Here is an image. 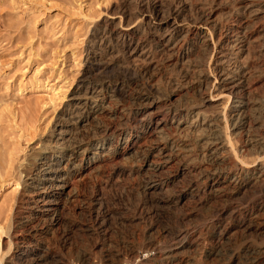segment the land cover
Returning a JSON list of instances; mask_svg holds the SVG:
<instances>
[{"label": "rangeland", "instance_id": "1", "mask_svg": "<svg viewBox=\"0 0 264 264\" xmlns=\"http://www.w3.org/2000/svg\"><path fill=\"white\" fill-rule=\"evenodd\" d=\"M188 1L193 8L199 4V0ZM120 5L121 0H0V264L36 261V240L30 241V247L24 246L22 254L13 249L8 253L15 222L21 213L31 212L27 210L33 206L31 197L59 191L54 180H46L50 174L65 175L72 168L83 169L56 198L58 225L51 224L52 214H48L30 220L25 228L26 231L48 228L41 237L46 239L51 252H55V257H47L48 264H54L55 258L79 264L82 253L101 241L107 252L101 254L96 249L90 256V264H118L119 261L129 264L127 254L131 247L138 249V256L131 264H154L142 261L151 252H143L141 248L151 242L163 246L183 227L205 225L209 231L213 228L218 233L229 223L230 244L264 240V213L255 221L253 215L254 206L264 199V186L251 184L242 189L232 183L220 194L214 195L205 186L199 193L190 192L189 174L179 172L178 165L173 163L160 174L149 176L145 164L160 161L157 151L164 148V141L153 136L146 144L125 148L130 138L127 131L134 133L132 117L127 114L132 101L107 102V97L102 108L96 111L88 102V106L82 105L77 110L82 111V122L69 118L75 98L81 99L83 94L82 99L93 97L86 92L87 83L92 81L86 59L91 55L94 29ZM261 20L256 21L254 30L263 27L264 20L260 24ZM163 54L157 52L155 66L139 79L137 86L127 89L131 98L147 95L151 98L154 94L167 99L173 95L169 103L182 107L197 104L206 97L200 92L197 69L175 63L181 53H167L169 57ZM261 55L264 57V49ZM214 56L212 72L218 58ZM199 57L203 55L192 61L199 62ZM147 82L153 84V91L146 86ZM51 85L59 88L55 97L47 90ZM252 92L246 118L254 131L251 129L253 134L249 135L254 140L259 137L264 140L263 82ZM60 128L69 134L59 135ZM185 129H180V133L175 129L171 132L165 153L173 155L172 159L176 155L183 158L182 165L194 160L197 167L208 168L206 171L210 173L223 168L218 159L207 161L200 138L190 129L186 133ZM171 145H178L181 152L176 147L170 148ZM252 146L246 147L249 161L258 153L257 146ZM187 150L191 152L188 155ZM42 169L55 172L43 177ZM40 178L45 180L38 184ZM151 179L159 186L155 190L148 186ZM149 226L162 235L155 238V234L146 232ZM208 247V241L204 242L201 250ZM201 250L190 252L183 264L198 261ZM228 262L219 258L212 263Z\"/></svg>", "mask_w": 264, "mask_h": 264}, {"label": "bare ground", "instance_id": "2", "mask_svg": "<svg viewBox=\"0 0 264 264\" xmlns=\"http://www.w3.org/2000/svg\"><path fill=\"white\" fill-rule=\"evenodd\" d=\"M230 1L199 0L197 7L193 8L188 0H121L118 10L96 25L93 32L94 39L90 41L91 55L86 60L87 71L92 75V81L87 83V91H85L93 97L85 96V99H82L83 94L81 99L75 98V103L72 105L74 109L68 113L69 118L80 122L82 111L79 113L77 110L82 108V105L88 106V102L91 105L90 108L96 111L102 108V103L107 97L109 99L107 102L127 99V102L133 103L127 114L132 117L134 133L127 131L130 138L125 142V148L133 147L137 143L146 144L147 140L153 136L164 141V148L157 149L160 161L145 164L149 176L160 174L166 166L173 163L178 165L179 172L189 174L187 176H190L188 181L190 192L199 193L205 186L214 195L220 194L227 185L232 183L238 184L242 189L251 184L264 186V140L259 135L255 136L256 139L259 137L257 140L249 135L252 133L251 129L253 131L254 129L253 127L250 129V123L246 118L249 95L253 93L257 84L260 82L264 84V57L261 55L264 49L262 46L264 24L259 31L254 30L256 21L260 18L264 20V0ZM157 52H162L163 55L181 53L175 63L180 62L181 66L185 64L187 67L197 69L200 92L206 97L197 104L182 107L172 106L173 104L169 103L173 95L167 99H162L161 96L158 98V95L154 96V94L151 98L147 95L132 99L127 89L137 86L139 79L156 64L154 55ZM168 54L167 57H169ZM199 54L203 55L202 58L199 57V62L192 61ZM214 55H218V58L212 72L211 61ZM148 82L146 86L152 90L153 84L149 85ZM51 86L47 90L52 94L51 97H55L59 88L54 89L53 85ZM49 102L51 103L52 100ZM229 103L231 105L228 107ZM128 116H126L127 119ZM184 128L190 129V132L197 134V138H200L201 148L206 154L207 161L209 158L210 160L218 159L224 167L214 171L215 173L213 171L210 173L206 171L208 168L197 167L194 160H188L190 162L182 165L183 158L176 155L172 159L173 155H167L165 148H167L171 132L175 129L180 133V129L182 131ZM58 134L64 135L69 132L60 128ZM236 144L239 146L236 147ZM249 145L257 146L258 151L252 161L246 159L248 158L246 147ZM172 147L176 146L171 145L170 148ZM179 149L181 150L177 148ZM188 151L187 155L191 153ZM82 169L72 168L61 176L50 174L55 171L46 170L45 172L42 169L44 171L42 176L50 174V179L46 180H54L59 191L48 196L31 197L30 203L33 206L27 208L31 212L21 213L18 221L15 222L8 253L13 249L22 254L25 251L24 246L30 247V241L36 240L38 258L36 261H30V264H48L47 257L55 255L54 251L51 252L46 239L41 238L48 228L43 231L32 227L26 231L25 228L30 220H38L48 214H52L50 220L52 225L58 223L59 219L55 214L58 203L56 198L68 188L74 178L81 174ZM44 180L38 179V184ZM154 180L151 179L148 184L151 190L159 187ZM263 213L264 199L259 200V203L254 206V221ZM228 227L229 223L218 233L214 232L213 228L209 231L210 228L205 225L200 228H179L172 234L173 239L163 246H156L153 242L143 246L142 251H150L151 254L142 261L154 264H183L190 252L201 250L204 242L208 241L209 247L201 250V258L190 264H213L214 259L219 261V258L227 259L235 264H264V240L230 244L228 243L230 240ZM154 229L153 226H149L146 232H152L155 238L160 237L162 232ZM20 235L25 237L17 238ZM102 243L98 242L90 251L82 253L79 264H90V256L96 253V249L101 254L106 253ZM127 255L130 257L128 263L131 264V260L138 256V249L129 248ZM52 263L68 264L61 258H55ZM118 264L122 263L119 261Z\"/></svg>", "mask_w": 264, "mask_h": 264}]
</instances>
